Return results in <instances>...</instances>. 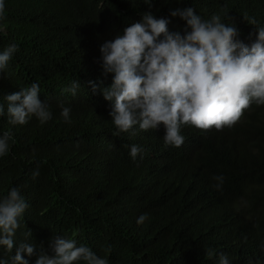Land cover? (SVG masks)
<instances>
[{"label": "trees", "instance_id": "1", "mask_svg": "<svg viewBox=\"0 0 264 264\" xmlns=\"http://www.w3.org/2000/svg\"><path fill=\"white\" fill-rule=\"evenodd\" d=\"M189 7L204 20L215 14L234 23L245 44L264 27V0H153L151 9L144 0H5L0 53L9 45L17 51L0 70V136L13 137L0 156V198L16 187L28 205L14 236L16 245H37L24 255L28 264L41 246L54 255L55 236L108 264H218L220 252L229 264H264V105L253 102L230 128L182 126L177 148L165 145L163 124L118 132L101 91L114 76L104 73L103 43L147 11L183 35L191 29L170 12ZM34 82L52 118L9 124L4 98ZM74 82L75 95L63 91ZM131 145L143 148L135 160ZM216 176L224 177L219 190ZM210 249L217 255L208 257ZM10 255L0 246V259Z\"/></svg>", "mask_w": 264, "mask_h": 264}, {"label": "clouds", "instance_id": "2", "mask_svg": "<svg viewBox=\"0 0 264 264\" xmlns=\"http://www.w3.org/2000/svg\"><path fill=\"white\" fill-rule=\"evenodd\" d=\"M144 4L151 9L153 0H144ZM4 13L5 0H0V20L5 18ZM170 16L184 20L191 31L183 35L179 31L170 33L169 19L156 18L147 11L141 22L126 27L123 35L101 45L104 73L114 74L111 85L101 91L104 99L111 102L109 115L118 132H127L136 125L146 131L163 124L165 145L178 148L184 143L182 126L202 130L230 128L253 102L264 105V27L256 28V39L249 45L237 39L235 24L222 23L219 15L204 20L189 7L177 8ZM244 19L251 25L257 23L255 19ZM3 31L0 25V32ZM16 51V45H9L0 53V70L8 66ZM79 87L74 82L63 91L75 95ZM96 88L92 84L94 92ZM39 93L40 86L34 82L4 98L9 124L24 125L32 116L42 124L52 118L49 106L38 98ZM3 113L0 105V115ZM69 113L70 108L63 107L61 114L66 121ZM12 140L9 131L0 136V156L7 154ZM142 152V147L130 146L133 160ZM214 179V188L219 190L224 177ZM27 207L16 187L0 198V246L11 254L0 259V264H28L24 255L36 254L35 243L16 245L14 241ZM146 219L147 214H142L137 224ZM25 235L27 238L32 233ZM50 247L54 255H47L41 246L36 264H75L81 260L85 264H108L89 247L77 246L75 239L55 236ZM206 255L214 257L217 253L210 249ZM218 264H229L225 253L218 254Z\"/></svg>", "mask_w": 264, "mask_h": 264}]
</instances>
